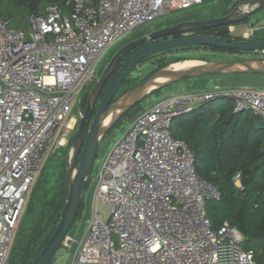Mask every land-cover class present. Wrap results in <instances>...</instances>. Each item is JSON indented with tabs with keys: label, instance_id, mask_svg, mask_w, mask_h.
<instances>
[{
	"label": "built area",
	"instance_id": "2783aa9c",
	"mask_svg": "<svg viewBox=\"0 0 264 264\" xmlns=\"http://www.w3.org/2000/svg\"><path fill=\"white\" fill-rule=\"evenodd\" d=\"M208 1L72 0L68 12L51 6L31 14L27 30L0 21V264L10 259L55 135L64 126L56 143L67 139L68 121L106 52L140 26ZM262 28L251 24L241 40H254ZM228 30L237 39L236 25ZM241 56L264 60V50ZM222 99L233 102L234 113L264 120V89L215 86L162 98L128 123L89 180L87 231L64 241L71 264H258L236 228H211L206 200L220 193L198 177L192 151L170 134L174 119ZM234 183L242 188L239 174ZM98 200L110 207L108 221Z\"/></svg>",
	"mask_w": 264,
	"mask_h": 264
},
{
	"label": "trees",
	"instance_id": "16d2710c",
	"mask_svg": "<svg viewBox=\"0 0 264 264\" xmlns=\"http://www.w3.org/2000/svg\"><path fill=\"white\" fill-rule=\"evenodd\" d=\"M4 1L8 2L9 5L26 8L30 16L31 14L44 13L51 6H60L65 12H68V3L72 0H0V6ZM99 1L92 0L95 5ZM225 1L232 2L229 12L239 4L236 0ZM1 20L10 21L7 17H0ZM246 22H249V20ZM228 27L198 31L196 34H212L218 37L232 38ZM261 32L264 33V30ZM176 37H181V35ZM254 40H264V35L258 39L256 33ZM187 48H205L212 52L242 54L236 50H218L209 47ZM172 52L173 50H169L156 56ZM122 67V64L118 65L115 73L118 74ZM173 84H176V82L166 87ZM88 96L89 93L83 96L81 104L84 109L87 105ZM117 96L118 93L114 102L117 100ZM217 103H222V105L217 107ZM139 105L140 102L124 116L132 111L133 113L136 112ZM233 110L234 105L231 100L222 99L209 102L189 114L174 119L170 134L173 138L184 142L192 151L198 177L220 193L219 200H206V211L211 228L218 230L227 223L243 235L244 249L254 251L255 246H262L264 250V120L252 112L237 114ZM50 159L37 186L31 193L30 201L24 212V215L28 213L30 215L29 221L25 225L26 228L22 230L21 235H19V229L13 243L12 253L20 258L22 264H32L33 260L52 238L60 222L61 212L69 193L67 182L65 184L66 188L53 196L47 189V178L40 185ZM238 174L241 177L242 188H238L234 183V178ZM35 195L41 196L37 206L33 203ZM84 209L85 200L83 199L76 221L82 217ZM76 221L72 229L76 225ZM260 258L264 261V253L261 254Z\"/></svg>",
	"mask_w": 264,
	"mask_h": 264
},
{
	"label": "water",
	"instance_id": "95a60500",
	"mask_svg": "<svg viewBox=\"0 0 264 264\" xmlns=\"http://www.w3.org/2000/svg\"><path fill=\"white\" fill-rule=\"evenodd\" d=\"M243 7H248L249 10L241 12ZM263 8L264 0H252L239 4L229 14L223 17L209 20L187 21L173 27L160 30L154 29L148 35L128 43L117 52L88 96L87 105L84 114L80 118L79 128L72 145L66 171V182L69 188L66 204L61 212L60 222L56 231L39 255L33 260L32 264L54 263L57 253L61 250L64 241L68 237L79 215L103 137L129 110L151 94L147 90L154 82L157 80H166L168 84H171L186 79L234 72H245L264 77V61L255 58H243L224 63H209L197 68L180 71H169L167 67L152 74L136 88L114 102L115 96L121 86L132 74L134 69L148 58L169 50L187 47H209L229 51L236 50L242 54L262 51L264 50V40H236L234 38L218 37L212 34H196V32L245 23L251 16ZM178 35L182 37L154 43L132 56L109 85L98 109L95 111L96 104L102 92L113 75L116 66L125 55L139 46ZM251 64L257 65V68L255 70H246L245 68ZM89 122V130L87 131V124Z\"/></svg>",
	"mask_w": 264,
	"mask_h": 264
},
{
	"label": "rangeland",
	"instance_id": "374dc122",
	"mask_svg": "<svg viewBox=\"0 0 264 264\" xmlns=\"http://www.w3.org/2000/svg\"><path fill=\"white\" fill-rule=\"evenodd\" d=\"M236 2H239V4H241L250 1L236 0ZM231 5L232 2L230 3L225 0H209L208 2L199 6H195L190 10L172 11L169 14H166L158 18L154 22V25L152 26H150L149 23L140 26L139 28H137L136 30L125 36L123 39H121L117 44H115L110 50L106 52V54L103 56L101 62L97 67L96 75L99 76V74L102 73L105 63L112 57V55L118 49V47L122 46L124 43L128 42L129 40L142 36L148 32H152V30L154 29L159 30L167 27H173L174 25H178L180 23L187 21L209 20V19H215L226 16L227 14L230 13L229 9ZM0 17H4V18L7 17L10 19L11 29L27 30L29 27V15L27 9L24 7H16L13 5H9L8 2L4 1L0 6ZM251 24L257 28H261L264 26V9L260 10L259 12L251 16L249 18V22L236 24L237 32L235 37L241 40L242 31L247 30V28H249ZM263 30L264 29L262 28L258 32H256L258 39L263 37L264 33L261 32ZM243 58L246 57L241 56V54L238 55V54H231L224 52H212L211 50H207L205 48L176 49L173 50L172 53L165 54L162 56H156L152 59L145 60L138 67H136L132 72V74L129 76L127 82L121 87L120 91L118 92L117 100L120 99L125 94H127L129 91L136 88L152 74L156 73L161 69H165L169 66L185 65L191 63L193 64L196 63L203 66L209 63H216V62L224 63V62L239 60ZM254 58L256 57L254 56ZM126 60L127 59H125V61L121 63L122 66L124 65L123 63H125ZM176 61L178 62L174 63ZM215 86H221V87L238 86V87H254L257 89H264V77L256 74L245 73V72H234L228 74L186 79L176 82V84H173L172 86L164 87L155 94L150 95L148 98L145 97L140 102V105L138 106L136 112L133 113L132 111L123 118H121L103 137L91 178L96 174L106 154L110 151L114 142L122 133V131L126 128L128 123L132 121L142 111L150 108L162 98H166L173 94L200 92V91L212 89ZM92 89H93L92 86L89 87L84 93H82V95L85 96L86 93L90 94ZM83 96H82V100H83ZM221 105L222 103L216 104L217 107H220ZM84 111L85 109L82 107V104L75 107L71 119L68 121L67 139L61 140L58 143H56L64 131V126H61L55 135V141H54L55 145L51 150L52 156L48 164L47 170L45 172L46 176L44 175V177L40 181V185H41L43 184V182H45V179L47 178L46 180L47 189L52 193V196L56 195L57 192L66 188L65 186L66 171L69 163L70 153L76 133L79 128L80 118L84 114ZM90 122L87 124V131L89 130ZM93 193H94V187L89 182V186L87 187L84 196L85 209L83 215L79 220L76 221V225L69 233V235L80 238L84 234V232L87 231L93 216V208H94ZM30 197L31 195H29L27 198L28 203L30 201ZM40 200H41V196L35 195L33 202L34 205L37 206ZM97 211L105 221H108L110 219V213H111L110 207L104 204L102 200H98L97 202ZM33 214H35V212H33ZM29 217H30L29 213L24 215V221L22 220L23 223L20 228L19 235H21L22 230L26 228L25 225L29 221L28 220ZM254 252H255V257H254L255 261L258 262L259 264H264V261H262V259L260 258L261 254L264 253L262 246H255ZM71 258L72 255L62 248L57 253L54 264H71ZM7 264H22V263L20 258L15 256L14 253H12Z\"/></svg>",
	"mask_w": 264,
	"mask_h": 264
},
{
	"label": "flooded vegetation",
	"instance_id": "af4514ba",
	"mask_svg": "<svg viewBox=\"0 0 264 264\" xmlns=\"http://www.w3.org/2000/svg\"><path fill=\"white\" fill-rule=\"evenodd\" d=\"M174 26H176V25H174ZM155 30H157V29H155ZM159 30H160V29H159ZM149 33H150V32H148V33H146V34H144V35H142V36H139V37L133 38V39L129 40L128 42L124 43L122 46L118 47V49L114 52V54L112 55V57H111V58L105 63V65H104V69H103L102 73L99 74V76L97 77V81L99 80V78H100V77L102 76V74L104 73V71H105L107 65L111 62V60L113 59V57L117 54V52H118L120 49H122V48H123L125 45H127L128 43H130V42H132V41H135V40H137V39H139V38H142V37L148 35ZM181 37H182V36H181ZM175 38H179V37L174 36V37H169V38H165V39H160V40H157V41L151 42V43H149V44H145V45H143V46H139V47L133 49L132 51H130L127 55H125L124 58L118 63V65H120V64L122 63L123 60L128 59V58L130 59V58H131L132 56H134L137 52H139L140 50H142L143 48H145V47H147V46H150V45H152V44H154V43H157V42H161V41H165V40H170V39H175ZM133 53H134V54H133ZM132 54H133V55H132ZM129 59H128V60H129ZM126 62H127V61H126ZM126 62H125V63H126ZM125 63H123V64L125 65ZM118 65L116 66L115 71H116ZM124 65H123V66H124ZM120 70H121V69H120ZM115 71H114L113 75L111 76V78L109 79V81H108V83H107V85H106L104 91L102 92V94H101V96H100V98H99V100H98V102H97V104H96L95 111L98 109L99 104H100V102H101V100H102V97L104 96V94H105L106 90L108 89L109 85L112 83V81L114 80V78L117 76V74L115 73ZM97 81H96V82H97ZM95 84H96V83H95ZM95 84H94V85H95ZM93 87H94V86H93ZM97 105H98V106H97Z\"/></svg>",
	"mask_w": 264,
	"mask_h": 264
},
{
	"label": "bare ground",
	"instance_id": "6f19581e",
	"mask_svg": "<svg viewBox=\"0 0 264 264\" xmlns=\"http://www.w3.org/2000/svg\"><path fill=\"white\" fill-rule=\"evenodd\" d=\"M200 64H185V65H173L168 67L169 71H180V70H188V69H193V68H197L200 67ZM257 68V65L255 64H251L249 66H247V68H245L246 70L250 69V70H255ZM168 84V82L166 80H157L156 82H154L151 87L147 90V92L153 93L156 90H159L161 88L166 87ZM161 87V88H160ZM63 143V142H62Z\"/></svg>",
	"mask_w": 264,
	"mask_h": 264
}]
</instances>
